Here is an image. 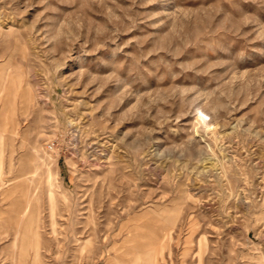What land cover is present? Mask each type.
<instances>
[{
    "label": "rangeland",
    "instance_id": "1",
    "mask_svg": "<svg viewBox=\"0 0 264 264\" xmlns=\"http://www.w3.org/2000/svg\"><path fill=\"white\" fill-rule=\"evenodd\" d=\"M0 74L43 264H264V0H0Z\"/></svg>",
    "mask_w": 264,
    "mask_h": 264
},
{
    "label": "bare ground",
    "instance_id": "2",
    "mask_svg": "<svg viewBox=\"0 0 264 264\" xmlns=\"http://www.w3.org/2000/svg\"><path fill=\"white\" fill-rule=\"evenodd\" d=\"M1 75V74H0ZM17 84V79L16 77H11L9 80V86H8V93L11 96L9 100L3 105L1 108L0 112V139L4 138L5 136H8V139L12 140L13 136L15 135V125H11V121H8L9 117H13V109L12 106L14 104V96H15V87ZM30 99V95L28 92H25L24 97H23V102L25 104L28 103ZM11 114V116H10ZM26 156V155H25ZM1 153H0V168H1ZM32 159H34V153H31ZM9 161V160H8ZM11 162V161H10ZM9 163V162H8ZM2 170V169H0ZM35 172V167L33 165H29V169L27 171V175H32ZM49 182H51V178L48 177ZM27 181L28 178H24L20 181H18L14 186L11 188L7 189L2 197L7 198L10 195H14L16 193V199L15 201H12L11 208L2 211L0 213V223L6 225H9L12 230L15 232V235H18L19 233V226L23 223V217L26 214V207L22 205V201L26 197L27 193ZM29 217V216H28ZM31 217V215H30ZM38 223L36 215H33L32 218H27L26 221H24L22 225V231H21V238H23V241L26 242V248L27 250L29 249L31 253L33 254L32 256V262L31 264H43L42 261L39 258L38 254V238H37V228H38ZM3 231V230H2ZM23 244V242L21 243ZM23 248V247H22ZM21 248V249H22ZM23 253V252H21ZM20 253V254H21ZM25 253V252H24ZM141 254L140 253H135L133 254L131 258V264H140L141 260ZM151 259V258H150ZM151 264H154V259L152 258L149 260ZM144 261L142 262V264ZM149 263V264H150Z\"/></svg>",
    "mask_w": 264,
    "mask_h": 264
}]
</instances>
